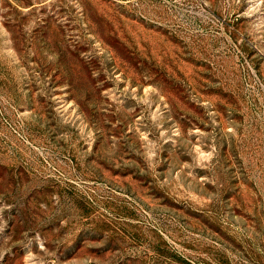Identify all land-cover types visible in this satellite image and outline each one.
I'll return each instance as SVG.
<instances>
[{"label": "rangeland", "instance_id": "1", "mask_svg": "<svg viewBox=\"0 0 264 264\" xmlns=\"http://www.w3.org/2000/svg\"><path fill=\"white\" fill-rule=\"evenodd\" d=\"M0 264H264V0H0Z\"/></svg>", "mask_w": 264, "mask_h": 264}]
</instances>
